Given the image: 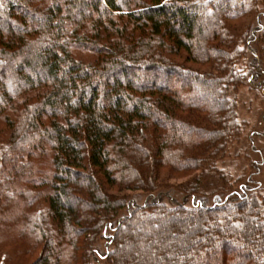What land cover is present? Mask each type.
Listing matches in <instances>:
<instances>
[{"label":"trees","instance_id":"trees-1","mask_svg":"<svg viewBox=\"0 0 264 264\" xmlns=\"http://www.w3.org/2000/svg\"><path fill=\"white\" fill-rule=\"evenodd\" d=\"M256 80L264 0H0V264H264Z\"/></svg>","mask_w":264,"mask_h":264},{"label":"rangeland","instance_id":"rangeland-1","mask_svg":"<svg viewBox=\"0 0 264 264\" xmlns=\"http://www.w3.org/2000/svg\"><path fill=\"white\" fill-rule=\"evenodd\" d=\"M252 84L253 85H247L240 88L236 95L240 117L243 120L249 121L251 126L246 131L244 140L235 144L232 151H241L245 143L248 144L246 148L253 147V157L256 160L259 159V162L255 165L254 169L251 170V172L253 171L252 174L256 173L253 175V180L257 183L264 184V92L257 80ZM186 178L187 177H178L177 179L179 182H183ZM219 184L220 182L217 174H210L202 178V187L207 192H212L218 189ZM135 197L136 201L138 200L137 202L139 203H142L143 200H145L142 195H135ZM37 254V252L29 254L24 257V260L28 259L27 262H31L36 258Z\"/></svg>","mask_w":264,"mask_h":264}]
</instances>
